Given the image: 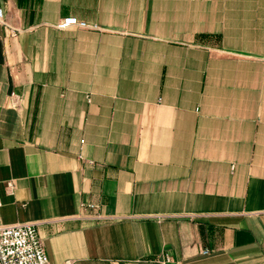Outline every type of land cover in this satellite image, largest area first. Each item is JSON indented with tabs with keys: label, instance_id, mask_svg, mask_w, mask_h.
Masks as SVG:
<instances>
[{
	"label": "crops",
	"instance_id": "0c3cea01",
	"mask_svg": "<svg viewBox=\"0 0 264 264\" xmlns=\"http://www.w3.org/2000/svg\"><path fill=\"white\" fill-rule=\"evenodd\" d=\"M0 9L1 222L47 264H264V0Z\"/></svg>",
	"mask_w": 264,
	"mask_h": 264
},
{
	"label": "built area",
	"instance_id": "2783aa9c",
	"mask_svg": "<svg viewBox=\"0 0 264 264\" xmlns=\"http://www.w3.org/2000/svg\"><path fill=\"white\" fill-rule=\"evenodd\" d=\"M2 16L0 9V21ZM71 26L83 29L96 27L72 16L62 18L57 24L60 29ZM11 190L9 185L8 191ZM1 206L0 200V208ZM201 253L208 254V250L204 249ZM0 264H47V256L35 224H5L0 220Z\"/></svg>",
	"mask_w": 264,
	"mask_h": 264
}]
</instances>
